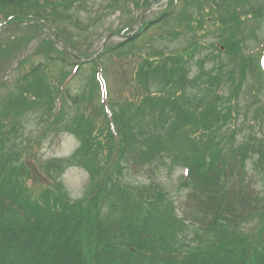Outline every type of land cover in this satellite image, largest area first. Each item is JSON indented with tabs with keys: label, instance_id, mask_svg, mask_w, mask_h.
<instances>
[{
	"label": "trees",
	"instance_id": "obj_1",
	"mask_svg": "<svg viewBox=\"0 0 264 264\" xmlns=\"http://www.w3.org/2000/svg\"><path fill=\"white\" fill-rule=\"evenodd\" d=\"M108 1L109 15L152 3ZM178 2L147 17L132 38L107 44L98 59L80 62L65 46L85 58L94 53L89 37L98 18H82L87 0H0V23L28 32L9 38L2 31L0 57L40 35L41 25L24 21L49 25L63 43L41 38L17 70L35 51L45 60L0 98V264H264V0H184L181 10ZM140 18L129 15L117 32L128 34ZM207 19L221 23L215 51L196 52L198 41L175 51L157 43L199 34ZM155 28L149 50L133 59L132 81L103 101L101 59L116 56L126 75L137 42ZM74 65L91 68L75 95L66 85ZM70 101L77 109L68 117ZM26 116L37 119L36 138L23 135ZM49 132L70 133L79 146L41 165L46 180L31 162ZM74 166L90 178L80 199L60 180ZM178 166L187 168L178 180L181 210L160 181L134 189L122 179Z\"/></svg>",
	"mask_w": 264,
	"mask_h": 264
},
{
	"label": "rangeland",
	"instance_id": "obj_2",
	"mask_svg": "<svg viewBox=\"0 0 264 264\" xmlns=\"http://www.w3.org/2000/svg\"><path fill=\"white\" fill-rule=\"evenodd\" d=\"M108 0H87V4L89 6V9L81 10V16L84 19L86 23H88V18L90 14L94 17V21L91 23L92 29L90 32L91 36L89 37V40L94 39L97 35L102 34H110L113 32H117V29L121 28L125 21L128 19L129 15L133 14L134 17H139L141 13H143V10L136 8V4L131 3L129 9H133V12L130 13L128 10L124 11H117L114 14H106L109 12L108 9ZM169 0H156L153 6V11L148 16L149 19H154L157 17L161 11H163L166 6L168 5ZM141 3V2H140ZM184 5V0H180L177 5V9H180ZM181 10V9H180ZM181 12V11H178ZM2 17L0 16V20ZM208 20V19H207ZM221 25L220 21L213 22L212 20H208L205 22L206 29L204 31H200L199 34L197 32H191L188 34V36H182L179 38H176L175 40H170L171 42L166 41L163 39L162 42H158L159 45L163 46L164 44L168 46V51H175V50H181L182 48H185L187 46L193 45L196 41H198L199 46L197 48L196 52H212L215 51V49L211 48L210 45L212 43H216L219 39H217L218 32H216L217 27ZM20 23H13L10 24L6 32L9 31L8 37L13 38H23L28 32L25 31L23 28H20ZM5 28L2 27L0 29V33ZM210 30L211 32H208ZM160 32H162L160 30ZM259 35L262 37L261 28L258 27ZM158 30L152 29L148 33H146L145 37L137 42L136 48H134V51L137 55L134 57H131L128 59V64L125 65L127 68V74L126 76L124 73L121 72L120 67V60L116 56H112L111 58H108L107 56L103 57L101 60L103 62L102 67H105V71L103 72V75L107 81V87L109 89L110 97H115L121 94V91L123 89H126V78H129V82L132 81L133 78V70L135 66V61L139 57L138 52L141 48H144V51H148L149 47L144 46L148 42L149 37L148 36H154L158 34ZM48 32L43 31L41 35H47ZM39 36L36 35L35 38H33L31 41L32 45H27L25 48L23 46L24 42L20 47L13 48L4 58L0 57V72L3 70L11 69L9 79L3 75L2 78H5L6 81H4V85L0 88V98H6L9 93V89H6L7 86H9L14 80L20 78L27 70L30 69V67L33 64H37L40 61H44L46 58L45 54H39V51H35L29 62H26L23 64L22 68L20 70H17L15 68V64H20L19 59L22 60L26 58L27 55H23L27 52L26 48L31 49L38 41ZM94 47L93 51L98 49L101 45V41L97 40L94 41ZM118 42V38L114 37V40L111 43ZM156 43V42H154ZM258 43L255 41H250L249 46L251 50L254 48V51L256 54H259V48L256 46ZM148 53V52H145ZM199 55V54H198ZM196 56V58L198 57ZM78 57V56H77ZM136 58L135 60H133ZM95 58L94 60H96ZM124 61V59H123ZM21 62V61H20ZM80 62L82 60L80 59ZM83 66V65H82ZM53 68L56 72H59L61 70V65L54 64ZM68 68V67H67ZM193 68L196 70V66H193ZM70 69V67H69ZM83 71L77 73L72 77L70 80L71 90L76 94V92L80 89L81 84L85 81H87L86 75L91 71L90 65H86L81 69ZM129 90V89H128ZM129 93H124V97L127 96ZM77 107L73 105L70 101L69 106H67V114L68 117H71ZM23 125L25 126L26 135L28 137L34 136L35 138L39 136L41 128L39 129V124L37 122V119L35 120L33 116H26L23 120ZM39 129V130H38ZM34 131V132H32ZM79 146V140L70 133H56V132H49L46 134V136L41 140L40 145H36L34 147L35 150V159L33 162H31V165L34 166L35 162L37 163V166L39 170L37 169V172H39L46 180L48 179V173L47 170L41 167V165L46 164L49 160L55 159V158H65L69 155H71ZM249 164L252 165V160H249ZM184 174V168L183 167H176L173 168L172 171L167 170H158L154 169L152 172L151 169H143L140 171L133 170L131 172L125 173L122 177L124 184L133 187L134 189H140L141 187L148 185L151 183L154 179L160 181L159 183L163 184L166 188V193L169 194L173 198V200L176 202L178 208L179 204L185 201V194L182 189L178 190V180L182 177ZM62 183L64 184L65 189L68 192V195L72 199H80L82 198L88 189L90 178L89 174L86 170H84L81 167H70L68 168L60 178ZM34 184V182L30 181L29 185ZM35 187L38 189H42V185L35 184ZM134 192V191H133Z\"/></svg>",
	"mask_w": 264,
	"mask_h": 264
},
{
	"label": "water",
	"instance_id": "obj_3",
	"mask_svg": "<svg viewBox=\"0 0 264 264\" xmlns=\"http://www.w3.org/2000/svg\"><path fill=\"white\" fill-rule=\"evenodd\" d=\"M147 13H145L143 16H142V19L144 18V16L146 15ZM140 25H141V23H140ZM129 36H131V35H129Z\"/></svg>",
	"mask_w": 264,
	"mask_h": 264
}]
</instances>
